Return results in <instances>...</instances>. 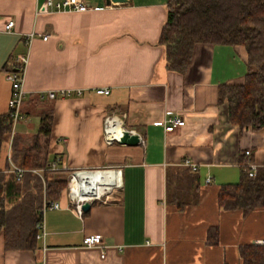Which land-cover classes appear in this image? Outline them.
Wrapping results in <instances>:
<instances>
[{"label": "crops", "instance_id": "1", "mask_svg": "<svg viewBox=\"0 0 264 264\" xmlns=\"http://www.w3.org/2000/svg\"><path fill=\"white\" fill-rule=\"evenodd\" d=\"M46 1L0 0V115L10 112L7 73L28 55L25 117L12 134L35 135L47 111L50 158L69 182L78 170L115 169L121 183L83 199L91 207L82 214L68 185L59 208L43 209L34 249H9L0 234V264H244L243 246L264 245V208L228 211L218 197L223 184L240 180L246 150L264 166V128L231 122L219 87L244 82L246 48L199 43L181 74L168 69L159 43L168 0H84L82 12H50ZM175 114L186 124L167 132ZM108 117L114 132L140 134V144L108 142ZM185 158L198 170L183 166ZM9 162L11 141L0 149V170ZM96 234L102 243L85 246Z\"/></svg>", "mask_w": 264, "mask_h": 264}, {"label": "trees", "instance_id": "2", "mask_svg": "<svg viewBox=\"0 0 264 264\" xmlns=\"http://www.w3.org/2000/svg\"><path fill=\"white\" fill-rule=\"evenodd\" d=\"M159 43L165 47L170 71L185 73L197 44L242 45L247 50V72L241 84L219 87L220 102L227 101L230 121L241 128H264V0H168L167 19ZM52 116L44 111L38 132L29 137L12 134L11 113L0 115V149L11 141V159L24 168L20 179L0 170V234L9 249H34L43 209L60 199L69 179L52 170L49 141ZM242 164L252 159L244 154ZM7 168V169H8ZM236 183L223 184L219 204L225 210L250 213L264 208V166L250 176L244 167ZM218 229L210 242H218ZM244 264H264V245L247 244L240 250Z\"/></svg>", "mask_w": 264, "mask_h": 264}, {"label": "built area", "instance_id": "3", "mask_svg": "<svg viewBox=\"0 0 264 264\" xmlns=\"http://www.w3.org/2000/svg\"><path fill=\"white\" fill-rule=\"evenodd\" d=\"M46 6L50 10V12L64 11V10L82 12V11H86L89 9L88 4L84 0H47ZM14 25H15V22L13 20L9 21L6 24V30L11 31L14 28ZM30 37L32 38L33 34H31ZM47 38H48L47 35L43 36V39L46 40ZM28 61H29L28 55L17 56L15 59L16 69L10 70L7 73V78L12 84V92H11V97L9 99V106H10V113H11L13 127L16 125V123L20 119L25 117L22 113V105H23V103L26 99V96H27V91L25 90L24 82H25L26 67L28 65ZM98 92L99 93H108L109 90L108 89H99ZM61 94H62V96L70 95V91L63 90L61 92ZM47 96L49 98H54V97H56V92L50 91V92H48ZM112 120L113 119H111L110 117H108L106 119V140L108 142H112L111 138H112L113 133H114L113 130H110ZM185 124H186L185 118L179 114H175V115L170 116L167 119V124L165 126L166 127L165 129L167 132H172L176 128L184 126ZM246 155L250 156L251 151L246 150ZM182 165L185 167H188L192 171L198 170V167H199L198 164L193 162L190 158H185L182 161ZM241 165H242V167L245 168L246 171H248L250 176H254L256 174V171L258 169V166L256 165V163L251 161V162H248L247 164H241ZM50 168L52 170L59 169L58 162L57 161L52 162L50 165ZM12 170L17 173L18 179L21 178V176L24 172V168H22L16 164H13V163H12ZM79 171L80 170L75 171L71 176V180L69 182V186H70L71 191H72L71 183L74 180V178L77 176ZM103 171H117V170L106 169ZM210 181H211V178H208L207 182H210ZM110 191H112V190H110ZM104 195H106V194H104ZM102 197L94 198L91 200L99 199ZM72 198H74L76 200V206H77V210H78L79 214H82L84 211L82 208V204L86 200H78L73 196H72ZM59 206H60V204L58 201H52L48 205H46V207H49V208H59ZM39 236L40 235L38 234L37 237H39ZM101 243H102V236L99 234L89 235V236H86L84 239V245L87 247L97 246ZM262 243H264V241Z\"/></svg>", "mask_w": 264, "mask_h": 264}, {"label": "bare ground", "instance_id": "4", "mask_svg": "<svg viewBox=\"0 0 264 264\" xmlns=\"http://www.w3.org/2000/svg\"><path fill=\"white\" fill-rule=\"evenodd\" d=\"M77 176L79 178L71 183L73 194L82 200L100 196L121 183L120 172L117 171H81Z\"/></svg>", "mask_w": 264, "mask_h": 264}, {"label": "water", "instance_id": "5", "mask_svg": "<svg viewBox=\"0 0 264 264\" xmlns=\"http://www.w3.org/2000/svg\"><path fill=\"white\" fill-rule=\"evenodd\" d=\"M112 1H125V0H112ZM112 141H116L120 144H126V145H130V146H136L138 144H140L141 142V136L140 134L133 132L132 130H128V129H121L119 131H115L113 133L112 136ZM81 171H89V170H81ZM79 171V172H81ZM98 171V170H96ZM91 207V201L90 200H86L83 204H82V208L84 211L89 210Z\"/></svg>", "mask_w": 264, "mask_h": 264}, {"label": "rangeland", "instance_id": "6", "mask_svg": "<svg viewBox=\"0 0 264 264\" xmlns=\"http://www.w3.org/2000/svg\"><path fill=\"white\" fill-rule=\"evenodd\" d=\"M20 121H24V118L20 119ZM3 152H4V150H3ZM3 154H4V153H3Z\"/></svg>", "mask_w": 264, "mask_h": 264}]
</instances>
